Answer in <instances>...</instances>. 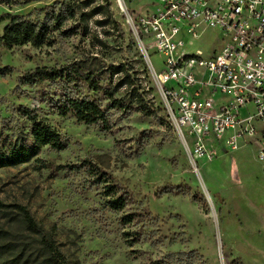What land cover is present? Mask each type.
<instances>
[{
  "label": "rangeland",
  "instance_id": "rangeland-1",
  "mask_svg": "<svg viewBox=\"0 0 264 264\" xmlns=\"http://www.w3.org/2000/svg\"><path fill=\"white\" fill-rule=\"evenodd\" d=\"M152 3L137 0L126 15L116 0H0V16L32 23L62 18L50 46L0 45V154L32 144L29 115L53 129L60 145L0 169V229L10 233L4 242L23 247L18 264L45 263L39 237L19 224L16 206L51 235L66 264H264V180L256 145L213 146L211 161L190 154L143 55L148 41L137 18L155 8ZM210 42L205 33L183 49L205 56ZM147 55L161 72L163 58L149 49ZM76 66L123 107L110 108L103 91L82 80L26 81L35 68ZM135 96L148 113L129 103ZM83 99L105 110L108 128L75 119L70 103ZM106 185L124 199L122 210L107 205Z\"/></svg>",
  "mask_w": 264,
  "mask_h": 264
},
{
  "label": "built area",
  "instance_id": "built-area-1",
  "mask_svg": "<svg viewBox=\"0 0 264 264\" xmlns=\"http://www.w3.org/2000/svg\"><path fill=\"white\" fill-rule=\"evenodd\" d=\"M153 1L137 28L173 129L192 156L208 161L213 146L234 151L254 143L264 180V0ZM133 2L116 0L126 15ZM205 33L207 55L183 49ZM148 49L163 58L161 72Z\"/></svg>",
  "mask_w": 264,
  "mask_h": 264
},
{
  "label": "trees",
  "instance_id": "trees-1",
  "mask_svg": "<svg viewBox=\"0 0 264 264\" xmlns=\"http://www.w3.org/2000/svg\"><path fill=\"white\" fill-rule=\"evenodd\" d=\"M61 16H51L49 19H44L39 23H32L18 15L2 14L0 16V24L6 22L2 30H0V45L7 49L17 46L30 45L33 48L42 46H50L52 42V32L61 24ZM8 69H3L2 73H7ZM114 73L120 70L115 68ZM26 81L29 83H41L43 81L56 80H82L85 81L93 90H102L104 95L109 99L110 108H121L123 104L120 100L113 98L112 94L98 86L94 76L90 72H84L83 68L63 67L56 68H35L25 74ZM135 100L129 103L136 105V111L148 113L142 110L138 104L140 98L135 96ZM69 111L74 115L78 122H83L86 125L101 124L104 128H108V120L105 110L102 109L97 102L89 99L73 100L70 103ZM32 123L30 133L32 144L29 146H20L12 150L8 154H0V169L6 167H15L29 162L36 157L43 147L59 149L58 137L56 132L47 125L36 121L32 115L28 116ZM87 163V162H83ZM89 164V163H88ZM101 174L96 176V182L100 181ZM107 195L111 198L107 205L115 211H120L125 206V201L122 197H115L112 186L106 185ZM0 207L3 205L0 203ZM19 224L23 229L33 235L39 237V246L43 251L45 264H66L63 255L59 251L54 239L51 235L45 233L42 227L31 217L28 210L22 206H16ZM123 220L126 223L132 221L130 216H124ZM10 236L8 231L0 229V264H18L23 247L15 242H4L6 237ZM20 249L19 254L17 250Z\"/></svg>",
  "mask_w": 264,
  "mask_h": 264
},
{
  "label": "water",
  "instance_id": "water-1",
  "mask_svg": "<svg viewBox=\"0 0 264 264\" xmlns=\"http://www.w3.org/2000/svg\"><path fill=\"white\" fill-rule=\"evenodd\" d=\"M143 55H144V58L146 59V61H148L144 53H143Z\"/></svg>",
  "mask_w": 264,
  "mask_h": 264
},
{
  "label": "bare ground",
  "instance_id": "bare-ground-1",
  "mask_svg": "<svg viewBox=\"0 0 264 264\" xmlns=\"http://www.w3.org/2000/svg\"><path fill=\"white\" fill-rule=\"evenodd\" d=\"M124 6H127L126 3L124 4ZM123 9H124V7H123Z\"/></svg>",
  "mask_w": 264,
  "mask_h": 264
}]
</instances>
